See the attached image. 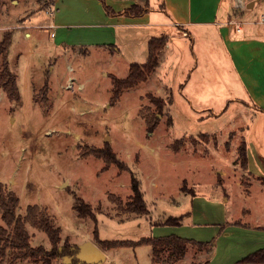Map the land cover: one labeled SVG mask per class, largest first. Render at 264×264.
<instances>
[{"label":"rangeland","instance_id":"rangeland-1","mask_svg":"<svg viewBox=\"0 0 264 264\" xmlns=\"http://www.w3.org/2000/svg\"><path fill=\"white\" fill-rule=\"evenodd\" d=\"M19 1L26 3V11L21 5L10 4L7 12L8 7L0 3V41L5 32L11 31L9 67L21 94L19 100H12L0 86V181L18 194L17 213L24 215L29 205L38 204L61 228L63 241L69 239L79 246L95 243L105 251L101 260L86 264L174 263H155L149 244L103 249L94 237V220L80 217L73 208L75 195L94 207L102 240L177 234L211 241L213 250L190 245L185 259L176 264L208 258L209 264H253L238 261L264 248V184L257 183L261 178L243 173L238 147L242 140H252L255 134L264 132V115L256 109L244 112L242 103L235 100L242 96L249 101L236 84L222 43L219 65L223 77L217 79L208 70L198 37L194 40L183 32L171 33L173 42L162 74L156 72L148 81L126 89L111 105L113 84L108 74L128 75V61H145L146 44L131 46V54L89 46L88 51H92L87 53V47L73 48L82 44H77L78 30L71 29V37L66 38L71 46L52 47L63 31L51 37L49 29L33 26L48 19L44 9L52 0ZM138 2L145 4V0ZM156 3L150 0V8ZM251 8L248 0L244 8L235 7L228 19L240 20L243 29L250 22L259 23L264 16V0ZM91 36L97 39V35ZM191 63L196 68L194 73ZM71 77L75 82L68 88ZM148 92L165 101L163 113ZM144 106L160 119L152 134H148L142 115ZM235 125L240 127L230 132ZM219 134L224 139L221 148ZM106 142L141 180L149 214L126 212L109 198L113 193L123 203L130 200L129 170L120 172L116 164L103 170L104 159L81 155V151L103 147ZM65 182L67 185L62 186ZM169 217L182 218L181 224H162ZM236 223H241L238 229L229 228ZM27 229L33 247L51 249L45 231L29 223ZM14 253L15 249L8 248L4 257L0 254V263L44 264L39 258L14 259ZM51 261L70 264L72 259L58 256Z\"/></svg>","mask_w":264,"mask_h":264},{"label":"crops","instance_id":"crops-1","mask_svg":"<svg viewBox=\"0 0 264 264\" xmlns=\"http://www.w3.org/2000/svg\"><path fill=\"white\" fill-rule=\"evenodd\" d=\"M45 1L47 3L48 0ZM106 1L115 10L114 14H108L103 6L101 7L99 0H52L51 5H47L49 7L44 9L45 13L49 15H47L48 19L37 21L33 26L49 29L51 37H58V32L63 31L58 44L54 43L52 47L71 46L66 38L71 37V29L78 30L79 35L76 40L79 43L77 44L82 45L73 46V48L87 47L85 48L87 53L92 51H88L89 46L98 51L115 49L121 54H123V50L131 54L133 50L131 46L145 43L148 48V41L151 37L167 35L169 41L160 53V63L156 71L149 79L156 72L162 74L163 64L167 62L171 49L170 43L173 42L171 33L183 32L192 35L194 40L198 37L201 47H204L203 58L213 77L215 76L217 79L223 77L220 72L219 60L220 50L224 48L223 52L230 62L231 71L237 78L236 84L239 85L242 92L246 93L249 101L242 96H237L235 100L242 103L245 108L244 112L249 113L252 109H256L264 115V22L262 20L256 24L250 22L249 25H244L241 32H236L227 23L228 17L234 11L235 0H157V6L154 8H150L149 0L148 11L140 16H128L123 13L125 9L139 0ZM258 1L249 0V5L253 6L250 10L255 8ZM0 3L1 7H8L7 12L10 4L21 5L25 11L27 7L25 2L22 3L19 0H0ZM36 5L34 4L35 7ZM52 6L56 7L55 11ZM34 8L32 10H35ZM224 8H230L231 11L225 12ZM82 29L85 31H81ZM87 31H91V33ZM92 34L97 35V39L94 40ZM143 56L146 61L148 51L144 52ZM128 62L130 67L132 62L140 61ZM190 68L194 73L196 68L192 67V63ZM105 74L107 75V72ZM160 75L157 76L158 79ZM239 127V125H235L230 132ZM258 133L252 137V140H245L248 169L243 173L246 172L261 178V181H257V183L264 184V132ZM219 137V147L221 148L224 139L221 134ZM233 151L235 154V149ZM224 199L226 200V198ZM239 227L237 224L229 228L238 229ZM104 254H106L105 251Z\"/></svg>","mask_w":264,"mask_h":264},{"label":"trees","instance_id":"trees-1","mask_svg":"<svg viewBox=\"0 0 264 264\" xmlns=\"http://www.w3.org/2000/svg\"><path fill=\"white\" fill-rule=\"evenodd\" d=\"M106 12L108 14H114L115 10L106 4L104 0ZM149 0H145V4L142 5L138 2L129 6L124 14L128 16H140L148 11ZM12 33L11 31L5 32L2 40L0 41V55H2L3 61L0 63V86L3 87L5 92L12 100H19L21 97L19 86L17 83V77L9 67L8 51L11 45ZM169 38L164 36H153L148 41V58L145 62H132L129 67L128 75L120 77L114 73H110L113 88L110 98V104H115L126 89L132 88L144 81H147L149 77L156 71L160 63V53L166 47ZM149 97L156 105L160 113H163V106L165 101L161 97H156L151 92H148ZM172 102V98L169 99V103ZM142 115L145 118L147 132L152 134L157 128L160 119L157 114L149 107L144 106ZM173 123L170 116V124ZM203 134V133H202ZM203 136H208L206 133ZM228 145V142H226ZM94 155L98 158H102L105 161L104 169H108L112 164H116L119 171L129 170L131 173V189L132 195L130 200L123 203L120 196L113 193L109 194V198L118 205L121 210L129 213L137 214H149L150 209L144 198V192L142 190L141 180L131 167L122 159L117 156L111 143L106 142L103 147L92 146L86 150L81 151L82 156ZM238 159L244 170L248 169V154L247 143L242 140L238 147ZM193 194V193H192ZM195 195V193H194ZM20 198L18 194L11 189H8L7 185L0 181V206L2 208V220L3 224H0V254L1 257L5 256L6 250L12 248L16 250L13 257L14 259H41L44 264H52L51 259L58 256H69L72 259L70 264H86L88 262L81 261L77 254L80 252V246L72 244L69 239L63 241L62 230L60 227L55 226L50 218L46 215L44 210L38 205H29L24 215L18 214L17 209L19 206ZM73 208L78 212L80 217H90L95 222L94 237L96 242L103 248L109 249L117 246H138L141 244H149L152 246V257L155 263L168 262L174 263L184 260L190 245L197 246L199 249H208L209 252L213 250V243L211 241H197L190 238H185L177 234H169L164 236H147L142 237L139 240H102L99 237V231L97 226V215L94 207L91 203H88L82 197L75 195V203ZM182 218L169 217L162 224L179 225ZM32 225L42 231H45L51 241V249H47L45 246L40 245L33 247L31 245V234L27 229V224ZM234 224V222H231ZM240 224L241 223H236ZM224 229V225L222 226ZM62 242V244H61ZM239 263H264V248L257 249L248 255L244 256ZM210 258L206 261H191L188 264H209ZM0 264H3V260Z\"/></svg>","mask_w":264,"mask_h":264},{"label":"water","instance_id":"water-1","mask_svg":"<svg viewBox=\"0 0 264 264\" xmlns=\"http://www.w3.org/2000/svg\"><path fill=\"white\" fill-rule=\"evenodd\" d=\"M66 185L67 182L62 184V186ZM104 256V251L95 243H86L80 246V252L77 254V257L84 262H96L101 260Z\"/></svg>","mask_w":264,"mask_h":264},{"label":"built area","instance_id":"built-area-1","mask_svg":"<svg viewBox=\"0 0 264 264\" xmlns=\"http://www.w3.org/2000/svg\"><path fill=\"white\" fill-rule=\"evenodd\" d=\"M246 6V0H235V7L244 8ZM262 21H264V16L262 17ZM227 23L230 24L236 32H241L243 30V23L236 19V18H230L227 20ZM75 78L71 77L69 79V82L67 84L68 88H72L74 85ZM78 88H82V84H78Z\"/></svg>","mask_w":264,"mask_h":264}]
</instances>
